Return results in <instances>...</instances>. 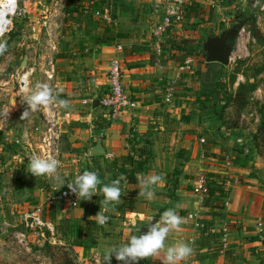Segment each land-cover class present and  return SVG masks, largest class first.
Segmentation results:
<instances>
[{"label": "crops", "instance_id": "0c3cea01", "mask_svg": "<svg viewBox=\"0 0 264 264\" xmlns=\"http://www.w3.org/2000/svg\"><path fill=\"white\" fill-rule=\"evenodd\" d=\"M146 1L157 4L163 0ZM144 7L147 8L148 5ZM210 8L214 9L211 19ZM231 8L212 0L192 1L185 8L191 24L189 31L187 26L186 33L182 29L178 31L181 26L170 30L163 42L161 59L155 54L153 37L157 20L154 16L148 20L147 15L142 14L134 23L127 20L128 16H116L110 26L100 34L99 41L92 39L87 55L75 48L68 52L58 50L49 58L48 64L44 61L39 63L48 76L46 78L43 75L38 83H47L54 94L59 93L61 99H67L70 103L68 109L56 106L41 108L22 119L27 108V104L22 103L25 96L21 97L13 90V81L0 80V102L2 101L3 108L9 110L4 114L6 119L1 122L0 129L4 133H7V127H10V132L27 129L26 133L30 132L33 138L38 139L32 142L35 148L43 150L48 146L52 150V156L60 161L55 176L48 177L51 186L40 189V204L46 200L48 194H58L66 188V184L72 182L76 175L82 174V169L85 168L97 172L102 183H111L118 178L115 173L120 170L124 159L133 154L132 149L143 146L142 140L145 136L155 130L159 135L163 132L171 134L168 142L164 139L156 141L155 147H152L156 155L152 168L136 173L137 183L121 181V202L114 206V210L106 213L109 217L111 214L112 220L109 219L102 227L97 243H92L91 248L72 246L80 261H87L88 264V259L91 258L94 264H102L105 253L113 247L127 243L131 235L143 234L147 231L149 222L154 224L165 210L175 208L183 218V223L179 231L169 235L166 244L183 241L190 243L193 248L192 255L181 264H264V233L260 236L258 227L259 222L264 223V188L250 177L244 164L231 166L229 162V166L225 163L226 165L219 168L218 159L199 155L204 146L194 140L195 134H200L197 124L199 114L196 117L193 113L196 111L193 108L195 100L182 97L190 85L179 82L180 108L173 110L163 103V85L160 83V78L176 77L178 73L180 63L176 57L180 54L171 48L176 40L175 31L177 30V35L193 38L194 41L200 39V34L202 36L209 31L206 39L211 35H218L215 28L225 21V18L220 17V11ZM150 13L153 14L152 8ZM153 20L155 23H152ZM207 21L208 26H197V23ZM119 47L122 49L119 50ZM10 55L14 59L18 56L17 52ZM115 58L121 61L124 90L137 102V107L124 110L112 121L99 101L109 91L110 64ZM25 61L26 58L22 65ZM36 84L32 86V90ZM85 99L92 100V105H85ZM196 112L200 113L199 110ZM52 113L57 115L59 122L50 145V126L45 118ZM9 119L12 124H9ZM99 139H102L105 154L92 156L91 151ZM32 145L29 150L33 152ZM173 145L194 150L192 157L196 161L191 160L184 167L170 190V185H166L174 174L168 170L167 161L160 152L164 147L172 149ZM214 148H218V144ZM202 173H209L210 181L217 182L213 187L223 191L220 204H214L209 196L199 197L194 194L195 182ZM152 174L162 175L164 182L155 187V195L151 200L139 197L140 179ZM101 199L102 197L94 195L91 201L78 200L77 208H71L66 203L56 204L52 208L57 216L56 222L63 219L95 222L88 217L94 216L100 210ZM191 214H196V218H189ZM223 223L227 224L230 231L228 248L223 246L221 239L218 240L212 235L214 232L208 230L215 225L222 233L225 225ZM215 240L220 245L215 244ZM161 259L162 255L161 258H149L147 261L148 264H161ZM139 262L144 264L145 260ZM111 264L123 262L117 261L113 255Z\"/></svg>", "mask_w": 264, "mask_h": 264}, {"label": "rangeland", "instance_id": "374dc122", "mask_svg": "<svg viewBox=\"0 0 264 264\" xmlns=\"http://www.w3.org/2000/svg\"><path fill=\"white\" fill-rule=\"evenodd\" d=\"M94 2H96L95 5ZM109 2L115 7L112 11L111 8L107 9L110 20L118 15H124L128 16V21L131 20L134 23L139 20L141 14L147 15L148 20L153 16L157 21L160 19V13L155 12L158 2L154 5L153 2L146 0H119L116 4L115 0H102L101 4H98L97 0H30L31 14L26 19L15 22L9 33L1 39L7 41V51L0 55V80L13 81L11 83L14 85L13 90H16L21 97L23 95L26 97L33 91L32 86L41 81L43 75L46 78L48 76L45 75L39 63L44 61L48 64L49 58L58 50L68 52L75 48L87 55L89 53L87 50L92 46V39L99 41L100 34L113 21L105 20L97 14L106 10V4ZM231 7V9L220 11L222 13L220 17L225 18V21L215 28L221 34L237 23H245L235 41L231 64L223 66L218 63H206L205 54L202 55L199 52L200 47L197 46L193 55L188 57L195 60L194 68L191 72L181 74L182 85H190L184 93L185 96L182 94V97L194 99L193 108L200 112H193L196 117L199 114V122L197 118L196 120L200 127V134L196 133L194 140L204 146L199 151V155L218 159L219 168L226 164L227 166L244 164L250 172V177L264 188V141L255 138V135L259 133L264 106V0H259V4H256L255 0H236ZM150 8L153 14L150 13ZM155 20L152 23H155ZM208 23V21L199 22L197 26L206 27ZM254 23L259 30L256 36L251 32ZM190 25L185 9L184 21L178 31L182 29L185 32L186 26L189 31ZM175 33L178 34L177 30ZM208 33L210 31L202 36L200 34V39H195V42H205ZM177 34L175 36L177 41L193 39ZM14 52L18 54L16 59L9 56ZM25 58L26 65H22ZM27 71L30 72L29 88L21 92L17 78L22 72ZM248 81L255 82L257 88L249 94L247 101L242 105L239 100L238 104L225 105L226 98L237 94L239 85ZM209 87L216 88L215 92L221 98L220 101L212 102L213 95H208L205 92L206 89L204 90ZM22 103L26 104L24 100ZM8 111L3 108L1 101L0 124L6 119L4 114ZM9 124L12 122L10 121ZM177 128L179 129L180 126ZM3 131L0 129V264H86L87 261L78 259L71 243L75 236H77L76 242L86 243L89 248L92 243H97L96 240L103 226L92 223L90 220L73 222L72 230H70L64 228L62 220L59 223L56 222L57 216L51 209L49 216L57 226L55 241L51 239L50 242H38L41 239L39 237L38 240H32L29 249L19 244L16 234L22 229L21 220L25 215L23 213L39 205L40 189H47L51 185L48 182V176L34 177L26 172L30 156L38 154L44 157L45 147L42 150L32 145L34 140H38L37 137L33 138L30 132L26 133L25 128L10 132V127H7V133ZM163 133L159 135L155 130L148 135L150 144L148 143L147 148L153 152L151 160H154L156 156L152 149L156 141L171 140V134ZM17 140L20 143H17ZM142 144L148 146L145 142ZM216 144L218 148H214ZM30 145L33 146V152L29 150ZM193 152L192 149L177 148L176 145H173L172 149L164 147L160 152L164 156L163 159L167 161L168 170L174 174L166 185H170V190L174 187L178 176L182 174L184 167L191 160L196 161V158L192 157ZM153 162H150L151 168ZM85 170L88 168L82 169V173ZM203 174L208 178L210 176L209 173ZM216 183L209 179L211 190ZM212 195L210 201L214 204L222 202L221 193L216 192ZM213 224L216 225L215 222ZM215 225L213 229L208 230L214 232L212 235L218 240H222L223 233H220L219 227L216 229ZM228 238H230V231ZM215 244L220 245L216 240ZM144 263L148 264V261L145 260ZM88 264H94L91 258L88 259Z\"/></svg>", "mask_w": 264, "mask_h": 264}, {"label": "built area", "instance_id": "2783aa9c", "mask_svg": "<svg viewBox=\"0 0 264 264\" xmlns=\"http://www.w3.org/2000/svg\"><path fill=\"white\" fill-rule=\"evenodd\" d=\"M194 0H163L159 2L155 8L156 13H160V19L156 22L153 37L155 54L157 58L161 59L163 56V42L166 34L177 26H182L184 21L185 8ZM30 0H15V3L8 5V0H0V13L3 14V20L0 21V40L4 38L10 31L13 24L19 20L26 19L31 14ZM108 8L103 12H97L101 18L112 21L108 15ZM122 48L119 47V50ZM194 59H186L184 63L178 67V73L176 77L160 78V83L163 85V103L170 109L177 110L180 108V78L181 74L191 72L194 68ZM29 76L30 72H22L18 78L17 83L21 92L28 90L29 88ZM20 92V93H21ZM92 100L85 99V105H92ZM100 105L105 109L107 117L115 121L120 114L127 109H134L137 107V102L132 100L130 96L125 92L122 83V65L121 61L117 58L111 61L109 70V91L99 101ZM49 124L50 137L48 139L49 144L53 141L54 129L56 128L59 119L56 114H51L45 118ZM17 143H20L17 140ZM45 147L44 157L52 156V150ZM47 149V151H46ZM39 156L38 154L30 156ZM53 157V156H52ZM194 194L199 197H208L210 194L209 178L205 174H200L194 185ZM68 204L71 208L78 207V200L75 194L71 193L66 187L62 189L58 194H48L46 200L32 208L31 210L23 213L25 214L21 220L22 229L17 232L16 238L24 248L29 249L32 240L41 239L38 242H47L52 239L55 241L57 234V226L50 219L49 212L56 204ZM228 203H226V206ZM196 214L189 215V218L195 219ZM260 236L264 233V223L259 222ZM223 237L222 243L225 248L229 246V229L226 225L222 229ZM48 237H50L48 239Z\"/></svg>", "mask_w": 264, "mask_h": 264}, {"label": "clouds", "instance_id": "9594fccd", "mask_svg": "<svg viewBox=\"0 0 264 264\" xmlns=\"http://www.w3.org/2000/svg\"><path fill=\"white\" fill-rule=\"evenodd\" d=\"M14 3L15 0H8L9 6ZM255 3L259 4V0H255ZM2 20L3 14L0 13V21ZM6 51L7 41L0 40V55ZM24 102H26L27 108L22 114V119L41 108L47 109L56 106L68 109L70 107L69 101L61 99L59 93L54 94L53 89L47 83H37L35 89L24 98ZM59 166L60 161L52 156H33L26 172L34 177H53ZM126 180L127 178L121 175L111 183H102L97 172L85 170L66 185L79 201H91L94 195L102 197L99 201L100 210L88 218L94 220L98 225L104 226L110 219L106 213L114 210V206L121 202L120 185L121 181L126 182ZM163 182L164 178L160 174H152L140 179L138 196L151 200L155 195V187ZM182 223L183 218L178 215L175 208L165 210L154 224L148 223L146 232L131 235L127 243L113 247L105 253L102 264H111L113 255L117 261H121L123 264H139L141 260L161 258V255V264H181L182 261L188 260L193 253L190 243L179 241L169 245L166 244V240L172 232L179 231Z\"/></svg>", "mask_w": 264, "mask_h": 264}, {"label": "trees", "instance_id": "16d2710c", "mask_svg": "<svg viewBox=\"0 0 264 264\" xmlns=\"http://www.w3.org/2000/svg\"><path fill=\"white\" fill-rule=\"evenodd\" d=\"M101 1L102 0H97V3L101 4ZM212 1L214 3H218L219 5L229 7V6L233 5L236 0H212ZM117 2H119V0H115V4ZM95 4H96V2H94V5ZM106 8H111V11H112V8L115 9L113 3H111V2L106 4ZM213 10H214L213 8H210V19H211V15L213 13ZM113 16H114V12H113ZM251 32H252V34L254 33L255 36L257 35V33H259V30L257 29L255 23L253 24ZM203 44H204V42L200 43L197 41L195 42L194 40L183 39L180 41L175 40L173 42V44L171 45V48L176 50L177 52H179L180 55H179V57H176V59L178 60V62L180 64H182L185 62L186 59H188V57L193 55L197 46L200 47L199 52L202 55H204L205 53L203 51ZM211 64H213V63H211ZM256 88H257V85L255 82L252 83V82L248 81L245 84H240L237 94H235L233 97L226 98V101H224L225 105L226 104L230 105L231 103L238 104L239 103L238 100L240 101V103L242 105L243 102L247 101L249 94L254 92L256 90ZM204 90H205V92H207L208 95H213L212 102H215L218 100L220 101L221 98L215 92L216 88L209 87V88H204ZM262 113L263 114H262L261 125L259 128V133L257 135H255V138L259 139L261 141H264V106L262 109ZM142 141L145 142L146 145H148V143L150 144V138L148 137V135L145 136V138ZM147 147H149V145L148 146H142L139 148H136V147L133 148L132 149L133 154L129 155L128 157H126L124 159V163L121 164V168H119L120 170H118L115 173V176L119 177V176L123 175L127 178V182L132 183V184L137 183L136 173H143L145 171H148L150 169V162L153 161V160H151L153 158V152L151 149H149ZM214 188H213V190L210 189L209 197L213 193H216V192L222 193L223 192L222 190H220V188H215V190H214ZM62 221H63L62 225L64 226V228H69L70 230H72L73 222H77L78 220L63 219ZM93 223L96 224V222H93ZM76 237L77 236H75V239L71 243V246H79V247L89 248L86 243L79 242V241L76 242ZM71 238L72 237H70V239ZM139 264H143V262H139Z\"/></svg>", "mask_w": 264, "mask_h": 264}, {"label": "water", "instance_id": "95a60500", "mask_svg": "<svg viewBox=\"0 0 264 264\" xmlns=\"http://www.w3.org/2000/svg\"><path fill=\"white\" fill-rule=\"evenodd\" d=\"M245 23H237L220 35L209 36L203 44V51L205 53V62L208 64L218 63L223 66L231 64L234 42L240 31L244 28ZM230 41V44L228 43ZM26 65V61L24 63ZM105 150L102 147V139H99L98 144L91 151L92 156L104 155Z\"/></svg>", "mask_w": 264, "mask_h": 264}, {"label": "flooded vegetation", "instance_id": "af4514ba", "mask_svg": "<svg viewBox=\"0 0 264 264\" xmlns=\"http://www.w3.org/2000/svg\"><path fill=\"white\" fill-rule=\"evenodd\" d=\"M229 29H230V28H229ZM227 30H228V29H227ZM227 30H225V31H227ZM225 31H223L222 33H224ZM222 33H221V34H222ZM219 35H220V34H219ZM237 37H238V36H237ZM236 40H237V38H236ZM236 40H235V41H236ZM235 41L232 42V47H234V45H235ZM228 43L230 44V41H228Z\"/></svg>", "mask_w": 264, "mask_h": 264}]
</instances>
